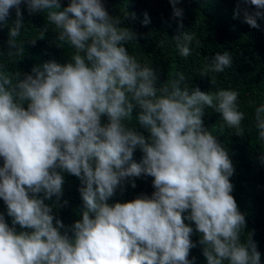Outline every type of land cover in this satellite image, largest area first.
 I'll list each match as a JSON object with an SVG mask.
<instances>
[{"label": "clouds", "instance_id": "clouds-1", "mask_svg": "<svg viewBox=\"0 0 264 264\" xmlns=\"http://www.w3.org/2000/svg\"><path fill=\"white\" fill-rule=\"evenodd\" d=\"M170 3L173 17H182L178 0ZM245 3L255 10L238 8L234 17L242 12L244 22L260 28L264 0ZM21 5L46 13L37 37L50 24L71 51L68 62L45 61L23 76L0 62V199L11 217L9 223L0 212V264H194L188 255L196 244L193 224L206 264H261L250 234L241 239L246 221L232 195L229 152L202 120L205 107L212 108L242 136L238 92L182 86L183 73L158 83L154 67L125 46L136 33L109 14L104 0H68L64 7L61 0H0V24L11 9L16 14L8 50L0 52L14 62L25 51L16 39ZM141 22H149L146 12ZM193 35H173L180 56H189ZM231 63L229 51L215 52L200 74ZM134 110L144 131L130 123ZM252 120L264 146V103L255 106ZM137 148L139 161L133 159ZM260 159L264 163V155ZM65 171L79 178L83 203L70 225L53 212L67 203L60 199ZM141 174L153 177L151 195L109 203ZM53 196L52 204L45 202Z\"/></svg>", "mask_w": 264, "mask_h": 264}, {"label": "trees", "instance_id": "trees-1", "mask_svg": "<svg viewBox=\"0 0 264 264\" xmlns=\"http://www.w3.org/2000/svg\"><path fill=\"white\" fill-rule=\"evenodd\" d=\"M67 3L68 0H61V7ZM104 5L110 15L120 17L121 23L136 33L137 40L128 41L125 46L141 63L154 67L158 72V83L170 82L177 78V73H183L182 86L199 87L211 93L217 89H234L238 92L239 108L245 113L241 122L245 130L242 136L225 125L220 113L212 108L205 107L202 120L204 127L229 152L234 165V172L229 177L233 184L232 195L246 221L241 239H246L250 234L261 254V264H264V163L260 159L264 155V146L257 139V130L252 120L255 106L264 103V20L258 18L261 27L255 28L242 20V12L235 17L233 15L238 8L253 11L256 6L245 3V0H178L177 7L182 8L183 15L177 18L172 15L170 0H104ZM21 10V34L16 39L24 43L25 51L15 62L6 55L0 56V62L6 65L7 71H18L23 76L34 65H42L45 61L68 62L71 48L60 44L52 25L44 29L43 37H37L48 23L46 13H29L24 5H21ZM126 11L128 15L123 17ZM145 12L149 17L147 24L141 22ZM15 19V10L11 9L7 22L0 24V52L8 50V32ZM178 20L182 21V28H178ZM178 30L194 34L187 57L180 56L175 47L173 35ZM34 37L35 43L32 42ZM160 41L164 43L160 44ZM225 50L232 56L231 65L222 72L202 76L200 70L203 65L215 52ZM135 114L136 110L133 111L130 123L144 131L135 121ZM105 119L102 116V120ZM142 155L137 148L133 159L139 161ZM62 175L64 184L60 199L67 203H62L59 208L53 207V212L59 215L65 225H70L80 218L83 208L78 191L80 180L66 171ZM134 179L135 187L125 182L123 191L118 188L109 198V203L131 200L141 194L151 195L154 190L151 183L153 177L141 174ZM53 201L55 196L45 202L52 204ZM0 212H4L5 219L11 223L2 199ZM16 228L17 231L22 230L19 225ZM191 239L196 244L190 248L189 258L195 257L194 264H206L203 246L199 243V233L195 231L194 224Z\"/></svg>", "mask_w": 264, "mask_h": 264}]
</instances>
